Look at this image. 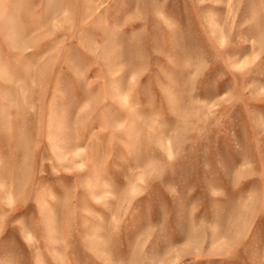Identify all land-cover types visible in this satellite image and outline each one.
<instances>
[{
    "label": "rangeland",
    "instance_id": "374dc122",
    "mask_svg": "<svg viewBox=\"0 0 264 264\" xmlns=\"http://www.w3.org/2000/svg\"><path fill=\"white\" fill-rule=\"evenodd\" d=\"M0 264H264V0H0Z\"/></svg>",
    "mask_w": 264,
    "mask_h": 264
}]
</instances>
